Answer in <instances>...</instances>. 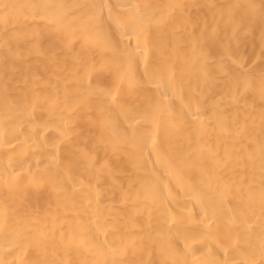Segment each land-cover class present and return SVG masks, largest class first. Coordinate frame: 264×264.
<instances>
[{
	"label": "bare ground",
	"instance_id": "obj_1",
	"mask_svg": "<svg viewBox=\"0 0 264 264\" xmlns=\"http://www.w3.org/2000/svg\"><path fill=\"white\" fill-rule=\"evenodd\" d=\"M0 264H264V0H0Z\"/></svg>",
	"mask_w": 264,
	"mask_h": 264
}]
</instances>
